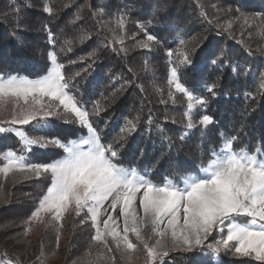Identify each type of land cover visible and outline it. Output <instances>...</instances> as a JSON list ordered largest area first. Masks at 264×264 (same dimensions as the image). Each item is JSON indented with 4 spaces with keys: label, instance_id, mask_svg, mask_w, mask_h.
<instances>
[{
    "label": "trees",
    "instance_id": "16d2710c",
    "mask_svg": "<svg viewBox=\"0 0 264 264\" xmlns=\"http://www.w3.org/2000/svg\"><path fill=\"white\" fill-rule=\"evenodd\" d=\"M45 2L55 9L53 15L43 11ZM13 5L19 12L12 10ZM99 9L103 14L94 16ZM244 16H255L252 27L243 24ZM120 19L124 29L118 27ZM229 22L232 26L225 30ZM138 23L145 24L148 34L159 41L151 51L135 47L137 41L145 39ZM49 31L55 49L49 43ZM85 31L90 38L80 41L78 37ZM262 33L264 0H0V75L40 77L49 64L47 53L55 50L64 64L63 71L72 78L74 87L70 91L79 104L92 113L99 102L101 110L90 119L103 140H116L126 120L140 115L136 131L127 137L122 151L124 164L134 163L159 184L170 175L173 179L183 175L185 168L199 169L209 150L222 142L221 133L238 135L236 146L264 147V53L259 51L264 46ZM65 40L73 41L72 50L60 52ZM180 40L187 41L192 50V65L181 69L180 80L196 95L207 97L206 108L198 109V114H208L214 120L205 135L197 131L186 141L179 139L185 131L186 103L171 89L176 97L173 102L167 84L166 53L178 48ZM122 49H127L126 55ZM93 51L95 56L90 55ZM145 60L149 70H145ZM212 84L217 85L215 97L206 91ZM150 117L151 125L147 123ZM33 124L14 127L26 130L31 137L64 141L76 139L84 131L77 123L65 122L63 116L49 117L44 128H34ZM158 125L167 139H162ZM8 150L19 154L21 143L12 132L0 133V154ZM60 155L61 150L51 145L34 146L26 154V162L48 163ZM49 183L46 175L36 179L31 174L24 177L14 173L6 180L0 175V260L27 264L31 257L45 251L62 259L63 264H73L85 257L90 246L95 258L98 246L91 244L94 229L90 222L79 225L81 217L71 213L63 221L59 247L51 225L44 227L39 239L24 236V221ZM116 255V264H124ZM164 260L166 264H197L200 260L218 264L216 257L206 253L201 256L199 250L175 251ZM220 260L223 264H257L251 258L223 253Z\"/></svg>",
    "mask_w": 264,
    "mask_h": 264
},
{
    "label": "snow or ice",
    "instance_id": "6c2138e0",
    "mask_svg": "<svg viewBox=\"0 0 264 264\" xmlns=\"http://www.w3.org/2000/svg\"><path fill=\"white\" fill-rule=\"evenodd\" d=\"M12 10L19 12L15 5ZM43 11L48 15L55 13L50 2L44 3ZM102 14L103 9L93 13L94 16ZM201 15L206 13L202 10ZM255 16H244L243 24L252 27ZM76 19L80 17L77 15ZM231 26L229 22L225 30ZM118 27L124 29L122 19L118 20ZM137 27L144 32L145 39L137 41L135 47L151 51L159 44L156 36L148 34L145 24L138 23ZM88 38L87 31L78 37L80 41ZM48 39L55 49L50 31ZM120 42L123 44V39ZM72 44V40H65L59 51H71ZM122 51L127 54V49ZM191 51L188 42L180 40L178 48L166 53L169 97L175 102V94L171 91L174 89L186 103L185 131L179 136L181 141L190 139L197 131L205 135L214 124L212 116L198 114V109L206 108L207 97L196 95L180 80L181 69L192 65ZM259 51L264 53V46ZM95 54V51L90 53ZM47 59L46 73L40 77L0 75V114L9 105L12 109L9 119H0V133L12 132L21 143L19 154L13 150L0 154V161H3L0 175L5 180L14 173L31 174L36 179L46 175L50 181L35 209L24 221L25 237L33 231V225L45 228L51 225L56 230L59 247L63 221L66 214L71 213L81 217L79 225L90 222L94 229L91 244L98 246L95 258L90 246L85 257L73 264H116V254L124 264H133L141 249L145 253L144 264H166L164 258L170 252L197 250L201 256L206 253L216 257L218 264H223L221 253L264 264V147L236 146L238 135L221 133L222 142L209 150L199 169L188 171L185 168L183 175L176 179L170 175L163 183H154L134 163L126 166L122 156L127 137L136 131L140 115L126 120L116 140H103L90 119L101 110L99 102L94 104L92 113L82 107L70 91L74 87L72 78L63 71L64 64L59 62L57 52L49 51ZM149 69L145 60V70ZM216 87V84L209 85L206 91L215 97ZM52 116H63L65 122L77 123L84 131L76 139L64 141L58 137H31L26 130L14 127L35 122L34 128H44ZM147 123H153L151 117ZM157 128L162 139H167L163 135L164 129L159 125ZM49 145L61 150L59 158L41 164L26 162V154L32 147ZM139 154L143 155L142 152ZM38 259L41 264H46L43 252ZM0 264L17 262L6 259L0 260ZM197 264H211V261L200 260Z\"/></svg>",
    "mask_w": 264,
    "mask_h": 264
},
{
    "label": "rangeland",
    "instance_id": "374dc122",
    "mask_svg": "<svg viewBox=\"0 0 264 264\" xmlns=\"http://www.w3.org/2000/svg\"><path fill=\"white\" fill-rule=\"evenodd\" d=\"M11 114H12V109H11V105H9L8 109L6 111H4L3 114H0V119H9L11 117ZM23 175H24V177L26 176V174H23ZM69 214H66L65 217H67ZM44 229L45 228L43 225H33V231L28 236L30 238L36 237L39 239V237H40L41 233L44 231ZM133 242L134 243L136 242L134 240V238H133ZM42 252L44 254V257L46 258V264H63V260L58 259L57 257H55L54 254H49L45 251H42ZM173 252H175V251H173ZM170 253H172V252H170ZM40 255H41V253L38 254L36 257H34V256L31 257L30 262L27 264H41L40 260L38 259V257H40ZM136 256H137V258L134 261L135 262L138 261L139 264H144L145 253L142 249L136 254ZM13 258H16V256H13Z\"/></svg>",
    "mask_w": 264,
    "mask_h": 264
}]
</instances>
